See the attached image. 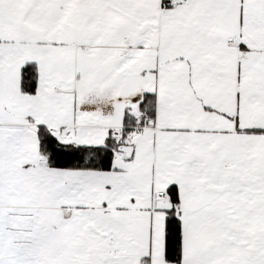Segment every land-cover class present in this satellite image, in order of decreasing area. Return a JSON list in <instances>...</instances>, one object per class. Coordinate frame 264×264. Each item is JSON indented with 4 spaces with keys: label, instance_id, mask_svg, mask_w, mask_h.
Returning <instances> with one entry per match:
<instances>
[{
    "label": "snow or ice",
    "instance_id": "6c2138e0",
    "mask_svg": "<svg viewBox=\"0 0 264 264\" xmlns=\"http://www.w3.org/2000/svg\"><path fill=\"white\" fill-rule=\"evenodd\" d=\"M0 264H264V0H0Z\"/></svg>",
    "mask_w": 264,
    "mask_h": 264
}]
</instances>
